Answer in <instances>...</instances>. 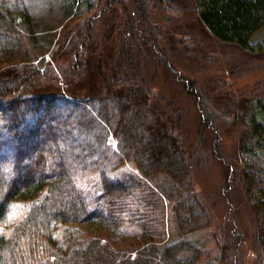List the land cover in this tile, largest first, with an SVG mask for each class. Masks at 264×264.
Instances as JSON below:
<instances>
[{
  "label": "trees",
  "instance_id": "16d2710c",
  "mask_svg": "<svg viewBox=\"0 0 264 264\" xmlns=\"http://www.w3.org/2000/svg\"><path fill=\"white\" fill-rule=\"evenodd\" d=\"M37 1L0 0V153L12 150L15 171L0 169V264H221L225 257L204 261L203 248L191 238L207 225L208 214L191 181L179 120L162 108L146 75L157 59L144 60L146 45L173 69L151 0H40V8ZM99 3H105L100 10ZM192 3L216 39L264 54V41L252 42L264 28V0ZM158 7L166 22L179 20V3L161 0ZM58 19L79 22L62 41L71 63H49L45 70L54 79L48 82L43 68L31 63L32 50L48 40L45 32ZM67 37H73L69 46ZM185 84L203 98L196 82ZM245 100L253 110L235 156V181L241 180L262 211L257 242L264 264V100ZM100 114H105L101 124ZM57 133L70 144L62 138L57 143ZM109 133L119 141L111 164L134 163L140 174L110 180L102 173L92 203L83 188L88 179L83 167L95 165ZM71 144L81 147L79 166L67 157ZM165 202L180 236L166 243L156 240ZM20 204L26 206L18 209ZM94 222L139 226L135 250L100 237L71 236L58 245L59 225Z\"/></svg>",
  "mask_w": 264,
  "mask_h": 264
},
{
  "label": "rangeland",
  "instance_id": "374dc122",
  "mask_svg": "<svg viewBox=\"0 0 264 264\" xmlns=\"http://www.w3.org/2000/svg\"><path fill=\"white\" fill-rule=\"evenodd\" d=\"M160 1L151 0L155 6L154 21L166 33V39L161 44L165 53L170 56L173 69H170L166 60H162L160 52L153 46L146 45L147 54L144 60L157 58L154 66L146 69L148 82L152 93L162 103V108L179 120L181 147L190 164L191 181L208 214L207 225L192 234L191 238L203 248L204 261L217 256L225 257L221 264H263L257 242L262 211L248 197L241 180L235 181V170L239 167L235 156L253 110L251 103L245 99L264 100V54L249 52L216 39L196 15L192 0H174L181 5V12L177 15L179 20L166 22L158 7ZM41 3L38 0L37 7ZM104 5L105 3H99V10ZM116 8L120 9L119 15L122 16L124 13L121 14V4ZM77 22L79 21L73 19L60 22L59 19L55 20L54 27L45 32L49 36L48 40L40 44L46 46L47 52L41 46L34 49L35 51L32 50L31 63L43 68L41 72L48 82L54 79L45 70L49 63H71L72 56L68 55V47L63 48L62 41L66 32ZM67 38L66 43L69 46L73 37ZM263 41L264 28L252 39L254 44ZM69 67L71 66H67L66 70ZM60 77L65 82L64 76ZM184 80L201 86V100L198 99L199 94L188 91ZM86 90L78 94L85 95ZM104 115L100 114L97 122H105ZM61 135L56 134L57 143L59 139H64ZM64 140V145L70 144V138L66 137ZM71 146L74 147L68 150L67 157L79 166L81 159L76 157L80 156L78 153L81 147L74 144ZM102 149L104 153L101 152L102 154L92 160L96 162L95 165L88 169L83 167L82 172L88 177L83 188L89 192L92 203L99 194L97 182L102 173L110 180L122 179L129 172L140 174L134 163L126 162L118 166H114L115 162L111 164L113 152L119 150V141L114 134L109 133L105 148ZM8 150L0 153V169L3 168L5 173L12 175L15 172L11 164L12 150ZM229 181L232 187H229ZM24 206L26 205L20 204L18 209H23ZM164 208V219H160L162 233L156 240L166 243L177 240L180 236L168 202L164 203ZM55 234L59 236L58 245L69 242L71 236L81 240L100 237L104 242L111 241L120 249L135 250L141 228L131 224L115 227L99 222L67 223L59 225Z\"/></svg>",
  "mask_w": 264,
  "mask_h": 264
}]
</instances>
